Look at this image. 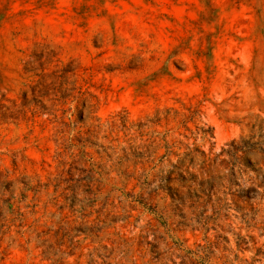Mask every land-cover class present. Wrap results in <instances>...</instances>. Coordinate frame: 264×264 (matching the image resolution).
Here are the masks:
<instances>
[{
    "label": "rangeland",
    "instance_id": "obj_1",
    "mask_svg": "<svg viewBox=\"0 0 264 264\" xmlns=\"http://www.w3.org/2000/svg\"><path fill=\"white\" fill-rule=\"evenodd\" d=\"M0 264H264V0H0Z\"/></svg>",
    "mask_w": 264,
    "mask_h": 264
}]
</instances>
